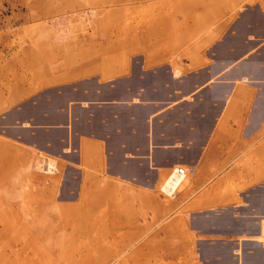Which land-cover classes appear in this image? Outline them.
Wrapping results in <instances>:
<instances>
[{"label": "crops", "instance_id": "obj_1", "mask_svg": "<svg viewBox=\"0 0 264 264\" xmlns=\"http://www.w3.org/2000/svg\"><path fill=\"white\" fill-rule=\"evenodd\" d=\"M65 39L11 109L13 138L58 157L60 205L106 218L123 264H264V0L176 65L129 36ZM178 166L194 171L168 195Z\"/></svg>", "mask_w": 264, "mask_h": 264}, {"label": "rangeland", "instance_id": "obj_2", "mask_svg": "<svg viewBox=\"0 0 264 264\" xmlns=\"http://www.w3.org/2000/svg\"><path fill=\"white\" fill-rule=\"evenodd\" d=\"M251 1L0 0V264H123V252L109 249L123 235L107 234L106 218H90L89 203L82 213L60 205L58 157L25 144L24 133L13 138L12 107L39 91L44 62L73 45L65 37L129 36L126 50L162 51L176 65L188 51L203 56ZM95 44L101 50L109 43ZM180 180L173 169L161 190L169 195Z\"/></svg>", "mask_w": 264, "mask_h": 264}, {"label": "built area", "instance_id": "obj_3", "mask_svg": "<svg viewBox=\"0 0 264 264\" xmlns=\"http://www.w3.org/2000/svg\"><path fill=\"white\" fill-rule=\"evenodd\" d=\"M193 171H194L193 167L178 166L175 168L176 174L181 176L180 182H182V180L186 178L189 174H191ZM173 191L170 194H172ZM260 225H261V231L264 233V219L261 220Z\"/></svg>", "mask_w": 264, "mask_h": 264}, {"label": "bare ground", "instance_id": "obj_4", "mask_svg": "<svg viewBox=\"0 0 264 264\" xmlns=\"http://www.w3.org/2000/svg\"><path fill=\"white\" fill-rule=\"evenodd\" d=\"M45 168V167H44ZM179 176V175H178ZM181 177V176H180Z\"/></svg>", "mask_w": 264, "mask_h": 264}]
</instances>
